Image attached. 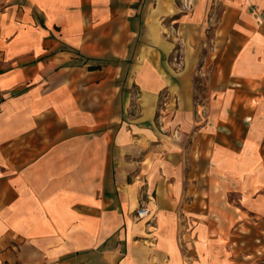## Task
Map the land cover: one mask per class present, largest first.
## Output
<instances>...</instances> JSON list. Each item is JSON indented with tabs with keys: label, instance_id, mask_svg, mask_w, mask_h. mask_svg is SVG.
Returning a JSON list of instances; mask_svg holds the SVG:
<instances>
[{
	"label": "crops",
	"instance_id": "crops-1",
	"mask_svg": "<svg viewBox=\"0 0 264 264\" xmlns=\"http://www.w3.org/2000/svg\"><path fill=\"white\" fill-rule=\"evenodd\" d=\"M210 3L238 45L195 105ZM0 4V264H264V0Z\"/></svg>",
	"mask_w": 264,
	"mask_h": 264
},
{
	"label": "rangeland",
	"instance_id": "rangeland-1",
	"mask_svg": "<svg viewBox=\"0 0 264 264\" xmlns=\"http://www.w3.org/2000/svg\"><path fill=\"white\" fill-rule=\"evenodd\" d=\"M211 4L212 3L207 6L208 9L206 17L202 22L200 35L185 37L182 38L181 41H179L178 38H175L176 42L174 43V49L171 54L172 62L179 63L182 60L190 59L196 62L193 77V100L195 105L197 103L204 105L209 96L216 94L222 87L228 85V77L233 73V71H229L226 68V64L228 59H232L233 50H235L238 45L236 37L230 36L229 42L227 43V38L221 37L219 31L217 33L216 29L220 25L219 18L222 14V9L220 4H215L214 6ZM228 48L230 51H228ZM4 61L5 54L2 52L0 53V62ZM167 96L168 94L165 98ZM1 98L2 97H0V99ZM172 99L175 102L176 97H173ZM167 101L168 100L166 99L161 104V109L163 106H166ZM135 103H133V108H137ZM246 233L247 235L245 238H240L239 244L237 243L238 238H234L236 243H226L228 246L225 245V249L227 248L226 250L228 254L234 256L235 258H242V253L244 252L246 255L257 252L254 245L255 238H257V230H248ZM220 242H222V240H220ZM196 248L198 251L199 248L206 250L207 247L205 240L202 239L200 242H196ZM229 263L232 264L234 262L230 261Z\"/></svg>",
	"mask_w": 264,
	"mask_h": 264
},
{
	"label": "built area",
	"instance_id": "built-area-1",
	"mask_svg": "<svg viewBox=\"0 0 264 264\" xmlns=\"http://www.w3.org/2000/svg\"><path fill=\"white\" fill-rule=\"evenodd\" d=\"M152 216L150 208H148L144 201L141 200L139 206L134 210V217L136 219H149Z\"/></svg>",
	"mask_w": 264,
	"mask_h": 264
}]
</instances>
